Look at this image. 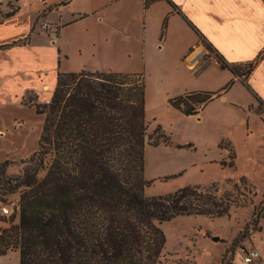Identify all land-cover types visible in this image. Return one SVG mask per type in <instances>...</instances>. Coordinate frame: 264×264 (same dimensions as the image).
Wrapping results in <instances>:
<instances>
[{
  "label": "trees",
  "instance_id": "1",
  "mask_svg": "<svg viewBox=\"0 0 264 264\" xmlns=\"http://www.w3.org/2000/svg\"><path fill=\"white\" fill-rule=\"evenodd\" d=\"M156 1L145 0V8ZM256 61L244 65L246 75ZM231 71L243 76L240 66ZM231 83L216 92H185L168 104L195 116ZM144 96L142 74L81 70L58 73L47 104L22 98L43 124L17 183L1 179L8 161L0 162V190L20 189L18 223L0 228V257L13 251L19 264H166L162 224L228 214L213 187L144 195L151 183L144 178L145 147L168 143L160 127L155 138L149 135Z\"/></svg>",
  "mask_w": 264,
  "mask_h": 264
},
{
  "label": "crops",
  "instance_id": "2",
  "mask_svg": "<svg viewBox=\"0 0 264 264\" xmlns=\"http://www.w3.org/2000/svg\"><path fill=\"white\" fill-rule=\"evenodd\" d=\"M39 1L30 0L24 7L16 0L17 11L0 23V46L14 43L0 49V106L11 103L0 111L5 126H11L15 117L24 119L18 113L25 111L32 116L30 126L39 130L42 117L11 100L20 102L27 93L45 92L46 85L51 95L58 73L81 70L124 74L159 71V82L183 81L176 89L172 84L169 90L161 88L168 98L184 92H216L232 82L217 98L220 103L234 108L245 107L239 100H247V105L256 100L264 107L263 0H159L147 8L145 0ZM43 22L50 27L42 28ZM255 60L246 78L231 71ZM192 63L199 70L196 75L189 71ZM204 82L218 85L207 88L202 86ZM174 111L181 117H195ZM234 129L229 126L223 135L238 143ZM25 131L34 147L38 133L29 132L25 122L12 134ZM191 143L185 140L183 145ZM7 155L5 151L0 161ZM260 254L264 258L261 249ZM1 257L0 264H7L6 258L10 262L9 257L19 264L18 252L9 251Z\"/></svg>",
  "mask_w": 264,
  "mask_h": 264
},
{
  "label": "rangeland",
  "instance_id": "3",
  "mask_svg": "<svg viewBox=\"0 0 264 264\" xmlns=\"http://www.w3.org/2000/svg\"><path fill=\"white\" fill-rule=\"evenodd\" d=\"M15 1L0 0V21L5 20V15L17 8ZM20 2L26 7L30 0ZM185 64H188L187 60ZM240 70L242 77L246 78L247 68L241 66ZM189 71L196 75L199 70L194 65ZM158 73L159 71L142 73L145 86V118L149 124V135L155 138L157 134L154 130L160 127L168 137V143L161 142L156 147H145L144 178L151 183L145 188L144 195L163 196L186 186L213 187L216 189L215 195L221 197L229 206L228 214L221 217H178L162 224L161 230L166 240L165 262L240 264V250L258 248L264 251V107L256 100L248 105L247 100H239L245 107L231 108L216 98L213 105L199 112L202 113L201 117L200 114L195 117H181L168 104L169 98L163 96L161 88L169 90L172 84V88L176 89L182 86L183 81L159 82ZM217 85L218 82H204L202 86L215 88ZM43 90L45 92L41 89L39 94L25 96L43 103L51 97L49 90L44 87ZM11 102L28 109L22 99L19 102L16 98ZM10 104H1L0 111ZM31 111H34L33 108ZM18 115L25 121L15 117L11 126H5L6 119H0V157L5 151L9 154L6 158L8 165L3 174L5 177L1 176V179L8 180L11 184L17 183L19 179L16 178L22 175L25 167L29 165V157L38 147L37 143L34 147L33 143L31 146V135L28 136L27 131L12 134L13 130L21 128L25 122L29 132L38 133L39 139L42 128V125L39 130L37 126L31 127L32 116L25 111ZM41 117L43 124V116ZM198 117L200 120H197ZM36 120L40 119L37 117ZM229 126L235 127L238 143L230 135H223ZM185 140L192 142L191 145L184 146ZM48 158L49 156L45 164ZM221 162H224L223 166ZM229 164L232 166L229 167ZM44 173V170H39L37 175L42 177ZM19 197L20 189L9 194L2 189L0 206L8 204L13 208L18 207ZM17 223L18 214L14 218L0 215V226L8 227ZM212 237H217L218 240L213 241ZM9 258L10 262L8 258L4 262L14 264V257Z\"/></svg>",
  "mask_w": 264,
  "mask_h": 264
},
{
  "label": "built area",
  "instance_id": "4",
  "mask_svg": "<svg viewBox=\"0 0 264 264\" xmlns=\"http://www.w3.org/2000/svg\"><path fill=\"white\" fill-rule=\"evenodd\" d=\"M41 27L44 29H48L49 23L43 22ZM43 103H49V100H45ZM18 207L13 208L11 205H1L0 206V215L2 217H11L14 214H17ZM240 260L242 264H259L264 262V258L260 254V250L258 248H245L240 252Z\"/></svg>",
  "mask_w": 264,
  "mask_h": 264
},
{
  "label": "bare ground",
  "instance_id": "5",
  "mask_svg": "<svg viewBox=\"0 0 264 264\" xmlns=\"http://www.w3.org/2000/svg\"><path fill=\"white\" fill-rule=\"evenodd\" d=\"M190 58L192 59V58H194V56H193V57H190ZM189 60H190V59H189ZM189 66H192V67H193V63L190 64ZM44 89H45V90H49V87L46 85V86H44Z\"/></svg>",
  "mask_w": 264,
  "mask_h": 264
},
{
  "label": "water",
  "instance_id": "6",
  "mask_svg": "<svg viewBox=\"0 0 264 264\" xmlns=\"http://www.w3.org/2000/svg\"><path fill=\"white\" fill-rule=\"evenodd\" d=\"M213 241H217L218 239H217V237H212L211 238Z\"/></svg>",
  "mask_w": 264,
  "mask_h": 264
}]
</instances>
